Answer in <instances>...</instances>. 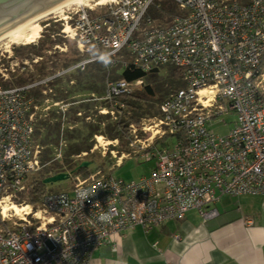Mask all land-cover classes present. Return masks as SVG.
Returning <instances> with one entry per match:
<instances>
[{
  "label": "built area",
  "instance_id": "2783aa9c",
  "mask_svg": "<svg viewBox=\"0 0 264 264\" xmlns=\"http://www.w3.org/2000/svg\"><path fill=\"white\" fill-rule=\"evenodd\" d=\"M166 1L183 15L170 12L167 22L153 18L149 10H161L158 0H103L67 10L56 21L57 35L73 42L83 60L24 86L3 84L33 73L41 58L19 61L10 46L0 50V264H89L113 235L181 221L191 210L212 219L217 212L210 205L218 195L264 196V0ZM95 8L103 11L92 16ZM53 50L65 53L67 46ZM106 52L107 66L98 58ZM93 62L107 72L103 95L93 100L110 106L97 112L114 121L122 113L113 108L123 107L114 98L141 89L143 80H112L111 69L143 75L165 66L181 69L183 87L169 95L157 116L139 120L143 140L134 124L127 127L153 168L130 182L112 172L95 174L68 191L45 194L35 210L15 204L25 180L41 170V148L33 141L38 107L45 115L55 108L64 121L73 103L55 100L51 84ZM32 90L40 95L39 105ZM75 116L90 119L81 112ZM229 117L235 119L228 133L213 134L209 127ZM96 142L90 152L117 145L102 135ZM63 146L61 140L54 160ZM110 153L115 157L117 151ZM124 157L118 156L115 168ZM12 205L16 210L3 212ZM242 223L258 225L249 217Z\"/></svg>",
  "mask_w": 264,
  "mask_h": 264
},
{
  "label": "trees",
  "instance_id": "16d2710c",
  "mask_svg": "<svg viewBox=\"0 0 264 264\" xmlns=\"http://www.w3.org/2000/svg\"><path fill=\"white\" fill-rule=\"evenodd\" d=\"M170 12H172V10L167 9L163 4L159 12H155L153 9L149 10V14L153 18L162 19L163 21L169 20L165 17L167 16L166 14H170ZM57 30H60V28ZM58 32L55 33L57 34ZM57 43H66L69 47L72 46V55H78L74 43L63 39L47 43V47H45L46 51H49L48 49L52 45L55 46ZM36 45L29 44L28 46L23 45L21 47L12 48L15 57L25 59L31 54L32 56L40 57L41 61L34 65L33 73H27L24 77L18 76L12 84L9 82L4 83V88H9L10 84L12 86H24L32 82L34 78L42 79L48 76H54L59 70H65L70 65H74L83 60V57H80L79 55V57L69 60L63 59V56H65L63 55L60 59L54 60L52 56H45L41 53L43 51V44H41L40 47ZM163 68L167 70V74L164 77H161L158 73L160 68L153 70L146 75L133 72L128 68L124 69L120 74H117L119 66L111 69L109 76L110 79H124L128 82L142 79L143 87L129 95L114 98V101L116 100L122 103L123 107H115L113 109L115 113L121 112L122 115L118 121L106 123L105 128L102 131L103 136L108 138L110 141L117 140L123 146L127 145V141L129 140L127 135L128 125L137 124L142 118L157 116L159 107L169 97V95L183 87V83L181 81V69L173 66H165ZM106 73V70L100 63L93 62L86 66L85 71L77 72L78 75H74L73 78L76 80L78 87L84 84L82 90L94 92L98 95V97H101L103 95V84L106 80ZM83 76H87V81L85 83H81V77ZM59 80L60 78H55L52 84L58 83ZM67 81L70 82V79ZM56 93L57 96L55 99L58 101H65L67 94H69L68 91H66V94L63 93V90H57ZM30 94L37 99L40 98L37 90H32ZM70 103H73L71 106H74L76 101H71ZM82 104L83 103H79V105L74 108H70V106L68 113L71 112V114L75 116L78 112L86 111L87 108L84 107L86 105ZM101 105L103 107L110 108L107 102H102ZM109 118V115L99 116L98 121L95 124L84 126L83 128L76 130L74 133L71 131H65V134L64 136L62 135V137L65 142H68V145H65L61 149L60 161L54 160V149L59 146V143L62 140L60 135L61 126L65 124V121L63 122L60 116L56 115L54 111L50 112L44 119H36L34 122L33 141L41 148L39 155L41 170L39 171L38 178L43 181L45 178L60 173H71L72 176H77L83 179L93 176L88 168H78V165L73 166L71 164V157L77 156L82 152H88L92 148V143H88L87 141L91 140L93 135H97L101 132L99 125L100 122ZM48 193L50 192L46 191L45 194ZM38 200H40L39 193L31 195L30 201L32 203Z\"/></svg>",
  "mask_w": 264,
  "mask_h": 264
},
{
  "label": "crops",
  "instance_id": "0c3cea01",
  "mask_svg": "<svg viewBox=\"0 0 264 264\" xmlns=\"http://www.w3.org/2000/svg\"><path fill=\"white\" fill-rule=\"evenodd\" d=\"M210 207L212 219L191 210L181 221L113 235L89 264H264V196L218 195ZM246 217L258 225L245 226Z\"/></svg>",
  "mask_w": 264,
  "mask_h": 264
},
{
  "label": "rangeland",
  "instance_id": "374dc122",
  "mask_svg": "<svg viewBox=\"0 0 264 264\" xmlns=\"http://www.w3.org/2000/svg\"><path fill=\"white\" fill-rule=\"evenodd\" d=\"M95 2H98L100 0H93ZM158 2H161V4H163L167 9H171L172 13L175 15H183V11L179 10L177 8L176 5H174L173 3L166 1V0H158ZM102 8H95L93 12H91L92 16L95 15H99L102 12ZM66 12V11H65ZM65 12L63 13V15L65 14ZM156 12V11H155ZM62 16V15H61ZM61 16H51L47 19H45L44 21L41 22V26H42V32L39 36L38 39H36L35 41L31 42V43H20V44H9L7 42H2L0 44V50L4 49L7 46H10L11 51L12 48H17V47H21L23 45H36L38 47H40L41 44H43V51L41 52L43 55L45 56H52L54 60L60 59V57L63 56L65 60H69L72 58H77L79 57L77 54L76 55H72V46H68V44H66L67 46V52H65L66 54H63L57 50H53L54 46L52 45L48 50L46 51L45 47H47V43L49 42H53V41H58L59 39L61 40V38L57 35L59 32V28H61V25L58 24L59 22H56L57 19ZM167 18V17H165ZM167 22V21H164ZM55 32H58L57 34ZM57 45H62V44H56ZM49 52V53H48ZM13 53V51H12ZM14 55V53H13ZM31 54L29 55L28 58H31ZM15 57V56H14ZM19 61L22 60V58H18L16 57ZM71 66V65H70ZM61 70H59L58 72H60ZM159 75L161 77H164L167 74V70H165V68L162 67V69L160 68V70L158 71ZM26 73L19 75V76H25ZM77 76V72L68 74V75H63L60 78L58 83L52 84V89L54 92V96L53 98L55 99V97L57 96L56 91L57 90H63V93L66 94V91L69 92V94H67V97L65 98L66 102H71V101H76V104H74V106H71L70 108H74L77 107L79 105V103H83L82 105H86L84 107L87 108L83 116H89V120H84L83 118H78L75 117L71 114V112H69L66 115L65 118V124L61 126V130H62V135L64 136L65 131H71V132H75L76 130H79L80 128H83L84 126H89L92 124L97 123L98 121V117L101 116L98 114L97 110L99 109V107H101V103L98 100H93L95 98H98V95L94 92H89V91H85L82 90L83 85H80L78 87L76 80L73 78V76ZM18 76L15 77H10L9 80H7L6 82L9 83H13L16 78ZM35 79V78H34ZM33 79V80H34ZM70 79V81L72 82H68L67 80ZM82 81L81 83H85L87 81V76H83L81 77ZM32 80V81H33ZM10 84L9 87H11L12 85ZM93 95V98L91 101L89 102H78V101H83L86 100L88 98H90V95ZM37 99V98H36ZM35 99V100H36ZM40 99L36 100V104L39 105ZM56 100V99H55ZM52 111H55V108H51L48 111V114ZM46 112H41V108L38 107L36 114H35V120L36 119H44L47 115H45ZM75 117V118H74ZM77 119V120H76ZM235 117H229L227 119L226 124H220V123H216L215 125H212L211 127H209V129L212 131L213 134L217 135V136H223L226 135L228 133V131L231 128V125L234 121ZM63 121V122H64ZM107 122H114L113 119L109 118V119H104L102 122H100V131L97 135H93L91 140H88V143H92V148L90 150L93 149L94 145H97L96 142V137L100 136L102 134V131L105 128V125ZM135 125V126H134ZM133 126L135 128H137V133L139 132L138 128H139V122L137 124H134ZM128 135V133H127ZM105 137V136H104ZM143 135H137V139L142 141L143 140ZM128 141H127V145L123 146L121 143H119V141H117V145L113 148V146L109 145L106 148V151L103 152V150L101 149V147L97 146L96 149H94L92 152H90V150L88 152H82V153H86V155H82L79 154L77 156H73L71 157V164L73 166H79L80 163L82 162H87L90 163V165L86 168H88L89 171H91L92 175L95 174H104L106 172H112L111 174L120 179L123 180L124 182H130V181H137L141 176H147L149 175V172L151 171V169L154 166V161L153 160H144V158L142 157V155L140 153H142V150L140 148V143L138 142V140H132L131 137L128 136ZM63 140V137H62ZM105 141L111 142L110 140H108V138L105 137ZM63 142L65 143V145H68V142H65L63 140ZM64 147V146H63ZM115 150L117 151V153H114L115 157L112 156V154L110 153V151ZM54 153H55V149H54ZM104 153V154H103ZM121 154H124V158L121 161V164L119 166V168H115V163L117 161L118 156H120ZM61 158L57 161H60ZM69 176V178L65 181L62 182H58L52 185H43L42 181L38 178L39 175V171L33 175H30L24 182V190L21 192V194H19L15 200H13V202L15 204H29V206L31 208H35L39 206V202H41L42 197L45 195L46 191L49 192H60V191H68L70 189L73 188V186L81 179L80 177L77 176H72L71 173H67ZM37 193H39L40 196V200L35 201L34 203H32L30 201L31 195H36Z\"/></svg>",
  "mask_w": 264,
  "mask_h": 264
},
{
  "label": "water",
  "instance_id": "95a60500",
  "mask_svg": "<svg viewBox=\"0 0 264 264\" xmlns=\"http://www.w3.org/2000/svg\"><path fill=\"white\" fill-rule=\"evenodd\" d=\"M68 0H0V38L30 19L66 2ZM90 163L82 162L78 168H86ZM70 175L56 174L45 178L43 185L65 181Z\"/></svg>",
  "mask_w": 264,
  "mask_h": 264
},
{
  "label": "bare ground",
  "instance_id": "6f19581e",
  "mask_svg": "<svg viewBox=\"0 0 264 264\" xmlns=\"http://www.w3.org/2000/svg\"><path fill=\"white\" fill-rule=\"evenodd\" d=\"M91 2H95L93 0H68L32 19L20 25L16 29L7 33L6 35L0 38V44L2 42H7L9 44H20V43H31L39 38L42 32L41 22L51 16H61L63 13L73 7H80L84 5H88ZM103 0L98 1V3H102ZM97 141H100L98 139ZM8 210H16V208L12 205L9 208H3V212Z\"/></svg>",
  "mask_w": 264,
  "mask_h": 264
},
{
  "label": "clouds",
  "instance_id": "9594fccd",
  "mask_svg": "<svg viewBox=\"0 0 264 264\" xmlns=\"http://www.w3.org/2000/svg\"><path fill=\"white\" fill-rule=\"evenodd\" d=\"M98 58L105 64V66H107V64L110 62V56L107 54V52L101 53Z\"/></svg>",
  "mask_w": 264,
  "mask_h": 264
}]
</instances>
